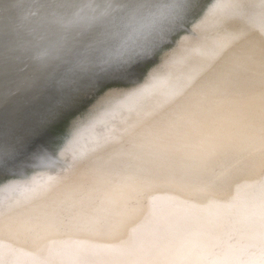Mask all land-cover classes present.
I'll return each mask as SVG.
<instances>
[{
    "label": "snow or ice",
    "instance_id": "1",
    "mask_svg": "<svg viewBox=\"0 0 264 264\" xmlns=\"http://www.w3.org/2000/svg\"><path fill=\"white\" fill-rule=\"evenodd\" d=\"M203 12L200 0H0V177L45 150L55 154L88 97L89 109L123 97L126 112L69 169L26 184V204L0 201V264L21 255L32 264H264V0H230L211 50L206 35L192 33L185 58L207 59L175 90L149 107L141 103L147 89L137 87ZM94 21L129 34L120 55L76 64L60 81L72 84L59 103L25 111L63 37L28 57L32 41ZM257 169L258 189L246 200L212 202L237 172ZM165 186L202 191L187 208L222 212L161 220Z\"/></svg>",
    "mask_w": 264,
    "mask_h": 264
},
{
    "label": "bare ground",
    "instance_id": "2",
    "mask_svg": "<svg viewBox=\"0 0 264 264\" xmlns=\"http://www.w3.org/2000/svg\"><path fill=\"white\" fill-rule=\"evenodd\" d=\"M71 3H78L79 0H70ZM204 7V12L194 17L195 23L189 21L184 25L177 36V42L171 48L165 49L169 55L161 62V66L156 73L139 82L138 88L147 89L141 99V103L151 106L154 99L161 92H171L181 83L185 82L190 75L199 72L207 57L203 55H193L185 58V50L191 48L196 37L206 35L211 47L222 42L221 38L215 34L214 25L218 18L223 15L226 5L230 0H200ZM63 37L62 44L57 47L47 60V68L40 73V82L33 93H29L23 104V109L27 111L35 104L43 102L48 97V102L53 104L61 101V90L71 87L72 81L68 80L61 84V79L65 74L71 75L78 63H87L92 55L119 56V49L130 39L126 31L114 27L110 23L92 22L83 26H73L70 29L58 32L55 27L49 29L45 39L32 41L25 55L32 57L37 55L41 49L47 47L50 42H55ZM99 50V51H97ZM175 50V51H174ZM163 55V54H161ZM159 59V58H158ZM166 81V82H165ZM165 82V83H162ZM88 97L76 105L75 112H84L74 126L69 130L55 146V154L48 149L46 154L42 153L25 161L15 172L10 182L4 187H0V201L20 200L22 206L25 193L23 187L35 181L44 183L49 177L69 169L74 160L82 155L89 154L95 147L102 134L114 125L119 124L126 112L120 107L123 97H113L102 101L99 105L89 109ZM53 100V101H52ZM38 106V105H37ZM35 106V107H37ZM40 106V104H39ZM18 172V173H17ZM261 179L259 170H240L228 183L221 184L217 191V197L213 199L215 204H225L229 202H243L258 189V181ZM160 197L158 201V218L166 220L174 216L202 214L206 218L212 219L220 215L222 210L218 208L198 207L193 210L185 207V204L194 203L192 199H203L202 191H181L174 187L165 186L164 190L157 193ZM89 244H99L102 241L87 239ZM28 249L25 248L24 252ZM15 264H32L30 255H21L16 258Z\"/></svg>",
    "mask_w": 264,
    "mask_h": 264
},
{
    "label": "water",
    "instance_id": "3",
    "mask_svg": "<svg viewBox=\"0 0 264 264\" xmlns=\"http://www.w3.org/2000/svg\"><path fill=\"white\" fill-rule=\"evenodd\" d=\"M48 100H49V98L48 97H46L44 100H43V102H41V103H39L40 105L41 104H45V103H49L48 102ZM53 101V100H52ZM39 104H35L33 107H35V106H39ZM50 104V103H49ZM53 104H56L54 101H53ZM77 107H75V109H76ZM62 138H59V141L61 140ZM48 152V150H45V152H44V154H46ZM18 173V172H17ZM16 174V172L14 173V174H9V177H8V179H4L3 177H0V187H4V186H6L5 184L6 183H8V182H10L11 181V179H13V176Z\"/></svg>",
    "mask_w": 264,
    "mask_h": 264
}]
</instances>
